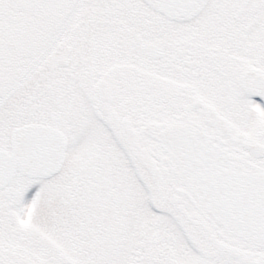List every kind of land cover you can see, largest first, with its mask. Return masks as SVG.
<instances>
[{
    "label": "snow or ice",
    "instance_id": "6c2138e0",
    "mask_svg": "<svg viewBox=\"0 0 264 264\" xmlns=\"http://www.w3.org/2000/svg\"><path fill=\"white\" fill-rule=\"evenodd\" d=\"M0 264H264V0H0Z\"/></svg>",
    "mask_w": 264,
    "mask_h": 264
}]
</instances>
